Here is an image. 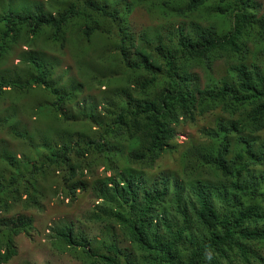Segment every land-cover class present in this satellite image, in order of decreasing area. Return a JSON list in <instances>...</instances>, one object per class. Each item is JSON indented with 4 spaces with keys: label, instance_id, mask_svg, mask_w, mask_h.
I'll use <instances>...</instances> for the list:
<instances>
[{
    "label": "trees",
    "instance_id": "trees-1",
    "mask_svg": "<svg viewBox=\"0 0 264 264\" xmlns=\"http://www.w3.org/2000/svg\"><path fill=\"white\" fill-rule=\"evenodd\" d=\"M50 1L51 11L34 3L0 13V65L27 47L13 75L0 67V101L14 99L0 132L31 147L0 151V264L34 228L12 209L42 210L49 191L98 201V247L73 223L54 228L55 244L87 264H264V12L253 0ZM137 7L160 24L136 34ZM49 50L70 51L80 68L65 92ZM29 97L32 127L16 109ZM75 106L81 120L67 113ZM216 111L202 143L175 145L181 125ZM175 154L181 175H149ZM100 168L111 176L100 180Z\"/></svg>",
    "mask_w": 264,
    "mask_h": 264
},
{
    "label": "rangeland",
    "instance_id": "rangeland-1",
    "mask_svg": "<svg viewBox=\"0 0 264 264\" xmlns=\"http://www.w3.org/2000/svg\"><path fill=\"white\" fill-rule=\"evenodd\" d=\"M254 3L259 7L261 12H264V0H253ZM34 3H39L45 11H51L50 0H0V13L4 12L9 8H14V10H20L23 7H32ZM54 9L52 10V13ZM160 20L151 14H149L144 8L137 7L133 13L130 15V25L133 31L138 34L141 30L146 28H154L160 24ZM27 49L24 45L17 46L13 49V54L6 58L0 67L7 71L8 74H14V70L19 69L21 66L20 56L23 50ZM100 59H105L100 52L95 53ZM47 56L56 57L59 56L62 61L57 69L58 75L61 76L62 80H59L58 88L65 89L71 86V83L66 81L73 80L78 81L79 69L72 58L70 51H65V54H59L55 50H49L46 53ZM91 64L92 59L90 58ZM103 65L96 64V67H101ZM221 65V64H220ZM219 74L224 73L223 68H217ZM57 78V77H56ZM58 79V78H57ZM41 92V91H39ZM101 92L99 90L92 92H84L82 95L83 99L91 101V98L96 97ZM7 98V97H6ZM35 101L38 105H44L45 103H51V100L47 96L42 98V95L34 96ZM14 99H8L6 101H0V112H4L7 115L11 114V105H13ZM33 100L31 97L25 98L24 100H19L16 105L17 111H20L18 118L24 126L32 127L36 124L35 118L31 119L24 112L25 106L32 105ZM86 107V104H84ZM81 110V106H75L72 108V112L67 113L69 115L77 114L79 120L83 118L81 114H78ZM222 116L220 111H216L206 116L199 118L196 123H186L178 128L177 138L175 145L180 149H184V146H189L190 144L202 143L204 141L201 136V130L204 128L213 127L215 121L218 117ZM42 127V126H39ZM44 127V124H43ZM79 123L74 126V130H78ZM90 132V129L88 130ZM264 138V136H263ZM25 141V140H23ZM11 150L15 154H20L25 150H30V145L28 141L22 143L20 140H16L10 136L8 129L4 128L0 132V151ZM1 164V163H0ZM1 168V166H0ZM97 171V172H96ZM95 172L100 180H105L107 177L111 176V173H105L103 168L97 169ZM257 171H264V166L259 168ZM161 172H173L178 175L182 173V166L180 163L179 154L169 156L162 160L158 168L153 172H149V175L157 176ZM45 189L46 186L42 185ZM55 191L57 190L55 186L53 187ZM42 210L25 208L22 205L13 208L11 211L12 215L26 216L31 218L34 224L33 230L28 233H22L14 238V245L18 251L17 256H15L7 264H87L81 257L79 252H68L61 249L55 244V230L54 228L59 225L60 221H66L68 223H73L77 230L82 231L87 239L91 240L96 247L98 245L95 241H100L102 239V229L103 226L100 224H94L91 222V218L97 210L98 201L90 193H79L76 199H63L59 193L48 192L46 198L41 201ZM120 244L123 248H128L126 240H123ZM264 251V250H263ZM264 257V252H263Z\"/></svg>",
    "mask_w": 264,
    "mask_h": 264
}]
</instances>
